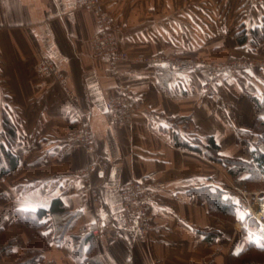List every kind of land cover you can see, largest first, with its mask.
<instances>
[{
  "label": "crops",
  "instance_id": "crops-1",
  "mask_svg": "<svg viewBox=\"0 0 264 264\" xmlns=\"http://www.w3.org/2000/svg\"><path fill=\"white\" fill-rule=\"evenodd\" d=\"M105 1L132 57L208 59L231 49L260 61L224 73L208 97L203 60L197 69L176 70L96 58L95 14L76 8V0H0V134L7 125L15 133L0 135V144L18 160L0 173V264H229L241 249L240 221L210 215L203 196L209 186H224L217 171H226L186 143L213 136L222 155L241 157L235 153L241 144L250 155L243 133L252 130L248 119L262 116L257 106L264 103V40L255 44L251 30L262 25L264 6L241 15L242 0ZM241 30L247 40L240 43ZM44 55L67 75L73 98L52 77L37 74ZM120 85L134 96L132 126L114 121L107 109ZM238 99L251 114L235 106ZM85 119L95 143L90 154L69 138ZM0 157L10 167L12 157ZM98 160L102 170L88 173L85 167ZM145 176L167 184L154 196L148 233L120 195L122 186ZM32 209L44 210L35 239L22 222ZM83 225H98V237L81 235ZM211 229L220 235L209 240Z\"/></svg>",
  "mask_w": 264,
  "mask_h": 264
},
{
  "label": "built area",
  "instance_id": "built-area-1",
  "mask_svg": "<svg viewBox=\"0 0 264 264\" xmlns=\"http://www.w3.org/2000/svg\"><path fill=\"white\" fill-rule=\"evenodd\" d=\"M253 1V0H252ZM96 1L91 3H84L83 0H76V8L91 9L94 11L98 28L92 36V44L94 47V55L98 58L107 60L112 64H116L118 61H122L128 58L127 51L122 47L120 40L114 38L112 34V27L110 24V17L104 16L102 10L90 8L95 4ZM102 11V12H101ZM151 62L154 65H164L165 63L171 64L174 69L186 70L190 69L195 63L190 59H180V58H167L162 56H157L151 58ZM200 64V62L196 63ZM201 65V64H200ZM238 64L223 65L217 68H213L211 73L208 74L204 81L202 90L205 95L212 97L216 94V83L218 81V73L226 68H236ZM240 65V64H239ZM238 65V66H239ZM36 70L42 75L54 77L56 81L63 87L69 98H73L74 94L69 90L67 84V75L59 69L54 61L44 55L41 56L36 65ZM118 94L107 101V109L110 113L111 118L117 123H122L124 121H132L133 115L135 113V100L131 90L125 85H120L118 87ZM126 121V122H127ZM73 141H78L83 146L87 154L93 153L95 151L94 137L91 129V124L88 120H82L76 133H73L70 137ZM97 166L98 169L102 170V161L98 160L93 163H89L85 170L89 173L92 168ZM152 176L146 177L150 179ZM144 177L134 178L130 182L126 183L120 189V195L124 204V207L135 213L138 217V228L142 233L148 232L149 223V209L154 201V190L158 188H164L165 183H147ZM87 190L95 194L96 190L92 186L86 187ZM78 217V216H76ZM263 219V218H262ZM264 223V219L262 221ZM79 233L83 236L92 234L98 237L100 233V228L88 227L83 225L79 228Z\"/></svg>",
  "mask_w": 264,
  "mask_h": 264
},
{
  "label": "trees",
  "instance_id": "trees-1",
  "mask_svg": "<svg viewBox=\"0 0 264 264\" xmlns=\"http://www.w3.org/2000/svg\"><path fill=\"white\" fill-rule=\"evenodd\" d=\"M251 32L255 44L262 42L264 40V21L261 26L254 27ZM237 39L240 43L247 40V32L245 30L240 31L237 34ZM261 117L262 116H258L256 118L255 126L252 130L244 132V134L246 135L254 134L259 140L256 145H253L251 142H249V153L251 155V159L222 155L219 152L220 146L218 143H216L213 136L208 137L207 143H198L197 145L186 143V145L194 150L204 152L210 159L219 162L224 167H227L229 174L234 178L236 184L240 185V187H251L254 185L256 186V184H259L262 180H264V147H261V145H259V143H262L264 145V119H262ZM8 132L12 136L13 134H15L14 129H8L7 125L4 135H2V133L0 135L5 136L6 138ZM9 151L10 149L5 148L3 143L0 144V154L2 155V157L3 155H6V157L9 158L12 157V164L8 168L4 164L1 165L0 160V173H5L9 169L17 166L18 160H16L13 157L14 155L12 156L11 151ZM224 192V190L220 189L217 186L215 187V189H212L209 186L206 188L205 192H203V196L208 203L209 213L231 221H240V207L237 201L233 197L224 194ZM43 213L44 210L42 209L23 212L25 220L21 221L26 223L27 229L29 230L31 238L33 239H35V237H37L38 235L37 227L41 224L40 220ZM248 216L249 214L247 213L246 217L241 220V223L243 224V230L245 232H247L245 224ZM29 226L31 227V229ZM214 232L215 235H220V232L211 229L208 232L209 240H212L210 238V234H213ZM90 236L91 235L89 234L86 237ZM261 245H264V242L260 243L255 240L249 241L245 247L241 248L238 251L240 253L239 255L234 254L236 252L231 254L229 264H264V248H262ZM36 257L37 255L33 257V261L36 259Z\"/></svg>",
  "mask_w": 264,
  "mask_h": 264
},
{
  "label": "rangeland",
  "instance_id": "rangeland-1",
  "mask_svg": "<svg viewBox=\"0 0 264 264\" xmlns=\"http://www.w3.org/2000/svg\"><path fill=\"white\" fill-rule=\"evenodd\" d=\"M83 1H84V3H90V6L92 5L91 3L96 1L95 4H93V6L90 7V8L102 10L104 12V13H102L104 16H106L108 18L110 17V24H111V27H112V34H113L114 38L118 39L117 32L120 29V27H119L118 23L116 22V20L114 19L112 11L109 8V6L106 4V1L105 0H83ZM263 6H264V0H253V1L252 0H242V2L240 4V11L242 13H245V14H241V15L248 14L250 11H252L253 8H258V7H263ZM88 10H91V9H88ZM91 11L94 13L93 10H91ZM95 17H96V15H95ZM96 21H97V18H96ZM97 27H98V24H97ZM121 43H122V47L128 53V58L125 59V60H122V61L136 60V61L143 62L144 64H147V65H153L152 62H151V58L157 57V56H162V57H167V58H180V59H187V60L191 59L195 63V65L191 66L190 69H197L203 64L200 65V64H196V63H198L199 60H203V61H205V63L207 62L206 63L207 65H204V66L207 67L208 74L211 73L213 68H217V67H220V66H223V65H232V64H238L239 65L240 64L239 66L237 65L236 68H226V69L222 70L221 72H219L218 73V80L221 79V76L224 73H229L231 71H235L239 67L243 66V64L245 62L255 63L256 64V63H259V61H260V59H258V58H261V57H256V56H255L256 57L255 58L254 56H251L250 54H249L250 55L249 56L248 53L246 55H244L242 51H238V52L234 51V52H236V54L233 55V52L231 51V49H225V51H224L225 55L228 54L225 57H221V56L211 57V56H209L208 59L206 57H193V56H185V55H181V54H167V55H165L163 53H156V54H152V55L151 54L139 55L137 57H132L131 53L129 52V50L125 46V44L123 42H121ZM96 58H98V57H96ZM98 59H101V58H98ZM102 60H104V59H102ZM119 62L120 61H118L117 63H119ZM116 64H112V65H116ZM164 65L171 66L172 69H173V66L171 64L165 63ZM190 69H186V70H190ZM37 74L38 75H42V73H40L38 71H37ZM52 78L56 81V79L54 77H52ZM218 82L219 81H217L216 86H215L216 87V93H217ZM69 90L72 91L70 88H69ZM65 93H66V91H65ZM212 97H214V96H212ZM238 100H239V102L234 100V101H236V103L238 102L237 104H235V106L239 105V106L245 108L246 114H248V113L251 114L252 111L249 109L250 108L249 105L245 104L247 102L244 101V99H242V100L238 99ZM261 100H263V97H261ZM227 104H228V100H226V98H225V106ZM257 107L259 109L257 114L262 113L261 115L264 117V103L262 104V106L258 105ZM227 109H229V108H227ZM227 109L224 108L225 115H227ZM231 109H233V108L231 107ZM135 112H136V104H135ZM245 117L246 116H243L242 118H245ZM134 118H135V113L133 115L132 121H127L126 120L127 122L124 121V122H122V124H128L129 126H132ZM226 118H229V117L226 116ZM242 118L239 119L240 120L239 123H241ZM234 120H236V119H234ZM248 120L250 122L249 128L251 127L253 129L254 126H255V123L253 121H251V119H248ZM245 123L247 124L248 122L246 121ZM76 131L77 130L73 131L69 135V137L73 133H76ZM243 134H242V132H239V134L237 135L238 139L239 138L241 139V137H244ZM244 135L245 136H250V140H251V143L253 145H256L258 143V141H259L257 136H253L252 137V134L251 135L244 134ZM259 145H261V147H264V145L262 143H259ZM249 146H250V144H249ZM240 148L241 149L238 150L235 153H237L239 156L243 157L244 159L248 158V156H250V155L247 153L246 147L241 144ZM214 162L219 163L217 161H214ZM222 168L224 169V171H226V173H223V172L220 173L219 171H217L218 177L220 178V180L222 179L221 183L224 184V186L222 188H220V189L225 191L224 194L233 197L237 201V203H238V205L240 207L239 215L243 214L244 218H245L246 214L247 213L249 214L248 218L246 219V224H245L247 232H245L243 230V224L241 223V220H240V224H241V227H240L241 248L245 247L248 244V242L252 241V240H255L257 242L263 243L264 242V223L262 222L263 221L262 217L255 212L254 207L255 208H259V206H260L259 203L264 201V180H262L259 184H256V186L254 185V186H251V187H245V186H241L240 187V185L236 184L234 178L229 174L228 168L224 167V166H222ZM144 178L146 179V176ZM146 181H147V183H152V185L155 184V183L164 182V181H158V180L156 181V180H150V179H146ZM164 183L166 184V182H164ZM166 188H167V184L165 185L164 188H160V189L158 188L157 190H154L153 191L154 192V196H155V194L157 192L165 190ZM148 215H150V212H149ZM210 215H213V214H210ZM225 220H228V219H225ZM228 221H230L232 224L235 223V221H231V220H228ZM149 223H150V220H149ZM147 229H148V232H150L151 227H148ZM229 263H230V258H229Z\"/></svg>",
  "mask_w": 264,
  "mask_h": 264
},
{
  "label": "bare ground",
  "instance_id": "bare-ground-1",
  "mask_svg": "<svg viewBox=\"0 0 264 264\" xmlns=\"http://www.w3.org/2000/svg\"><path fill=\"white\" fill-rule=\"evenodd\" d=\"M259 204H260L259 208H255V207H254V210H255V212H256L258 215H260V216L264 219V201H263V202H260ZM259 204H258V205H259ZM257 207H258V206H257Z\"/></svg>",
  "mask_w": 264,
  "mask_h": 264
},
{
  "label": "snow or ice",
  "instance_id": "snow-or-ice-1",
  "mask_svg": "<svg viewBox=\"0 0 264 264\" xmlns=\"http://www.w3.org/2000/svg\"><path fill=\"white\" fill-rule=\"evenodd\" d=\"M261 118L264 119V117H261ZM32 210L34 211V209H32ZM239 219H240V220H243V219H244V215H243V214H240V215H239ZM261 247L264 248V245H261ZM234 254L239 255L240 253H239V252H236V253H234Z\"/></svg>",
  "mask_w": 264,
  "mask_h": 264
}]
</instances>
